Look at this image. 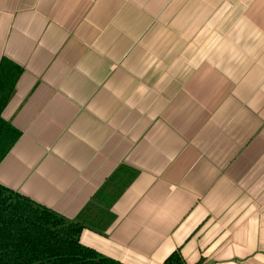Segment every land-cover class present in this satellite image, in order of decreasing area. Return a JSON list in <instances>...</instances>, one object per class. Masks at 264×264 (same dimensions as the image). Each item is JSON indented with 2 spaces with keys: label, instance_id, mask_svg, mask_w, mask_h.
<instances>
[{
  "label": "crops",
  "instance_id": "obj_1",
  "mask_svg": "<svg viewBox=\"0 0 264 264\" xmlns=\"http://www.w3.org/2000/svg\"><path fill=\"white\" fill-rule=\"evenodd\" d=\"M5 59L2 186L92 203L81 243L124 264H264V0H0Z\"/></svg>",
  "mask_w": 264,
  "mask_h": 264
},
{
  "label": "trees",
  "instance_id": "obj_2",
  "mask_svg": "<svg viewBox=\"0 0 264 264\" xmlns=\"http://www.w3.org/2000/svg\"><path fill=\"white\" fill-rule=\"evenodd\" d=\"M22 74L23 69L9 60L0 64V164L21 137L3 112ZM90 205L71 221L0 184V264H124L81 243L87 228L84 213ZM165 264L186 263L176 251Z\"/></svg>",
  "mask_w": 264,
  "mask_h": 264
}]
</instances>
